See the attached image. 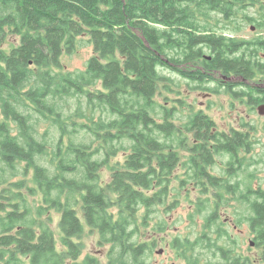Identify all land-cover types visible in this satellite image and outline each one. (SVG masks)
Listing matches in <instances>:
<instances>
[{
    "label": "trees",
    "instance_id": "obj_1",
    "mask_svg": "<svg viewBox=\"0 0 264 264\" xmlns=\"http://www.w3.org/2000/svg\"><path fill=\"white\" fill-rule=\"evenodd\" d=\"M253 4L0 0V264H101L92 255L80 259L84 226L97 232L100 246H109L108 264H149L153 242H141L139 227L165 230L164 221L151 223L156 207L167 211L179 203L178 195L168 201L178 166L190 175L182 185L196 181L238 192L246 209L234 224L252 221L255 245L264 247V188L254 191L248 181L240 183L243 189L226 186L210 173L219 155L229 158L226 174L240 170L242 153L251 150L250 133L213 132V121L189 104L176 118V106H166L173 82L158 71L169 68L200 89L215 70L247 79L251 58L243 43L199 25L195 16L216 13L229 21ZM83 36L93 54L83 70L69 71L61 57L73 53ZM159 85L165 103L156 100ZM181 152L189 156L183 159ZM102 168L110 174L105 184ZM215 195L213 209L194 202L196 214L210 209L197 240L175 237L170 246L191 264L200 257L206 264H249L232 255L235 242L226 239L216 213L225 197ZM260 258L264 264V253Z\"/></svg>",
    "mask_w": 264,
    "mask_h": 264
},
{
    "label": "rangeland",
    "instance_id": "obj_2",
    "mask_svg": "<svg viewBox=\"0 0 264 264\" xmlns=\"http://www.w3.org/2000/svg\"><path fill=\"white\" fill-rule=\"evenodd\" d=\"M261 2L262 0H252V3H254L253 5L235 12L229 21H224L222 15L218 16L216 13H211L208 17H206L208 14L203 17L200 13H197L195 19L199 25H206L211 30L215 29L218 34H224L226 38H231L243 43V48L246 50V54L248 55L247 58L249 59L252 55V32L255 31L252 30V17L255 16L254 13L256 6L259 7V3ZM247 3L249 2H246V4ZM198 10H201L202 12L205 11V9H196V11ZM217 22L219 23L216 27L214 25ZM80 40L81 41L78 42L73 53H64L61 57L63 65L69 71L83 70L87 60L93 54V48L86 40V37L83 36ZM7 41L12 42L14 41V38L8 37ZM205 51L208 55V51L206 49ZM234 56L236 57L238 54ZM206 57L210 59L209 56ZM158 71L161 76H164L173 82L172 85H169L173 91L167 94L169 103L166 106H176V118L183 116V113L187 109L186 107L190 105L191 110L194 112L200 111L213 121V132L226 134L233 130L250 133L249 138L252 139V120L254 115L252 113V105L246 101L247 99L245 97H238L229 93L230 89L223 88L222 85L217 82H210L201 85L200 89L196 88L198 84L181 77L169 68L160 67ZM239 80L240 79L238 78L235 82L237 85H239ZM240 88L241 87L238 86L235 90H247L245 89L247 88L246 86L243 90ZM164 95L165 93L162 92L161 85H159L156 100L160 103H165L163 100ZM2 118L0 111V121ZM175 123L178 124L180 122L175 120ZM40 127L41 130H43L45 125L43 124ZM258 138V144L254 149V154L256 155V158L254 159L259 161L260 164L256 165L254 169L257 171V186L262 183V186L264 187V182L259 181V178L264 176V133L260 132ZM188 142H193L191 134L188 135ZM180 156L184 159L189 156V153L181 152ZM242 156L241 168L240 170L237 168L234 169L232 171L233 175L226 174V170H228L227 163L229 161L227 155L216 156L213 165L210 167V173H213L219 178H223L226 186L228 182H230L232 186H238L240 189H243L244 185H240V183H246L248 181L252 188V171L254 170L252 168V142L251 150L247 154L242 153ZM119 160H121V157L115 158L113 161ZM187 173L191 174V172ZM109 176V171L106 168H102L100 171L101 183L105 184L109 180ZM189 176L190 175H186L182 167L178 166L173 172V180L170 185L171 192L168 200L171 202L174 199V196L178 195V205L167 211H164V206L156 207L159 209V213L157 216L153 217V222L151 224H154L156 221H164L165 230H154L155 227L153 229L151 227H139V236L142 237L141 242H153L152 247H150L152 254L148 263L191 264V262L188 263L177 255L176 251L170 246L171 242L175 237H187L191 242L197 240L196 238L203 232V226L205 224L204 217L209 215L210 209L206 208L200 214H196L194 202L200 199L202 202H205L206 206L210 207L211 204H214L213 201L216 199L215 194L218 193L224 195L226 204L218 207L216 212L217 219L219 222L223 223L222 227H224V230L228 233H226V239L235 242L233 248L235 250V255H239L243 259H248L249 264H263L260 258L261 251L258 248L259 246H256L255 244L253 246L251 245L252 242L254 243V240L249 234L247 223L243 222L239 226L234 224L236 216L243 213L246 209L243 208L242 202L237 201L235 198L239 193L236 192L234 195H231L224 192L223 188L217 191L207 183L200 184L196 181H186L184 185L179 183L180 180ZM205 182L207 181L205 180ZM211 208L213 209V206H211ZM143 212L144 210H141L138 213L137 221L141 222V217L144 214ZM190 215H192V218L189 217ZM52 217V228L55 232L56 239H58V232L56 229L58 216L52 213ZM234 226H236V228H234ZM84 228V233L78 241L83 248L80 259L82 260L86 255H92L97 258L101 264H108L107 251L109 246H100L98 243L97 232L90 231L86 226H84ZM57 244L58 250L62 251L63 249L59 246V243ZM200 252L202 251L200 250ZM200 258V260L195 261L193 264H206L204 257Z\"/></svg>",
    "mask_w": 264,
    "mask_h": 264
},
{
    "label": "flooded vegetation",
    "instance_id": "obj_3",
    "mask_svg": "<svg viewBox=\"0 0 264 264\" xmlns=\"http://www.w3.org/2000/svg\"><path fill=\"white\" fill-rule=\"evenodd\" d=\"M255 16L252 17V55L249 62L250 73L248 74L247 79H244L242 76H239L236 73L229 72L226 75L219 74L220 71L215 70L212 73L217 76L212 78L210 82H217L222 85L223 88L230 89L229 93L234 95V92H238L235 89L241 87L243 90L245 86L247 88V95L244 97L246 101L252 105V113L254 118L252 120V168L260 164L259 161L255 160L256 155L254 154L255 146L258 144V135L260 132L264 133V6H256ZM212 73H208V78L211 77ZM240 79L239 85L235 82L237 79ZM209 82V83H210ZM235 90V91H234ZM249 92H252V95H249ZM243 97V98H244ZM252 185L253 190L256 191L257 188H264L262 183L257 186V171L255 169L252 171ZM260 182H264V176L259 178ZM255 182V183H254ZM252 201V197H251ZM250 218H252V210L249 212ZM248 231L252 239L254 240L257 236L255 230L252 229V221L247 223ZM236 228V226H234ZM255 244V240H254ZM261 253H264V247L261 245L258 247ZM235 255V250L233 249V254Z\"/></svg>",
    "mask_w": 264,
    "mask_h": 264
},
{
    "label": "water",
    "instance_id": "obj_4",
    "mask_svg": "<svg viewBox=\"0 0 264 264\" xmlns=\"http://www.w3.org/2000/svg\"><path fill=\"white\" fill-rule=\"evenodd\" d=\"M251 245L253 246V245H254V243L252 242V243H251Z\"/></svg>",
    "mask_w": 264,
    "mask_h": 264
}]
</instances>
